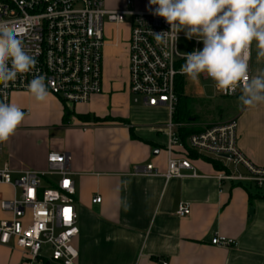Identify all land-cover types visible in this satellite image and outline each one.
<instances>
[{"label":"crops","instance_id":"1","mask_svg":"<svg viewBox=\"0 0 264 264\" xmlns=\"http://www.w3.org/2000/svg\"><path fill=\"white\" fill-rule=\"evenodd\" d=\"M127 1L105 4L108 10L120 11L126 10ZM130 1L140 9L135 11H144L145 3L149 9V0ZM124 25H114V39L106 40L102 93L88 104L68 105L52 95L44 102L26 93L13 96L12 103L31 114L17 135L4 142L0 167L6 164L16 177L25 169L45 170L52 152L69 157L79 215L80 234L74 241L78 264H264V186L219 181L221 173H235L231 163L213 159L218 170L176 147L173 156L189 159L201 178L135 175L137 168L148 165L166 173L173 118L166 107L133 101ZM262 72L264 58L257 60L253 42L251 76ZM226 107L228 120L216 123L235 119L240 152L264 169V104L243 107L230 101ZM196 119L192 126L203 130L209 125ZM238 170L248 175L244 167ZM96 197L100 204L93 203ZM181 204L191 206L190 216L176 215ZM216 236L233 239L237 246L215 247L211 240ZM0 264L30 263L25 251L0 245ZM37 264L52 263L46 256Z\"/></svg>","mask_w":264,"mask_h":264},{"label":"built area","instance_id":"2","mask_svg":"<svg viewBox=\"0 0 264 264\" xmlns=\"http://www.w3.org/2000/svg\"><path fill=\"white\" fill-rule=\"evenodd\" d=\"M131 5L132 1H127V6ZM126 18L131 20L129 82L133 101L150 108L166 107L173 118L178 105V80L185 76L180 69L185 61L178 51V40L175 47L171 42L165 46L158 44L152 34L167 32L170 26L151 11L108 10L105 0H0V20L20 27L24 49L37 61L31 72L19 75L6 88L0 86V102L12 103L15 94H31L28 82L42 75L50 95L68 105L88 104L103 89L104 23L120 26ZM189 41L190 52L203 48L195 38ZM201 79L212 81L205 74ZM215 92L225 98L240 95L239 89L231 95ZM22 110L25 117L30 116L29 109ZM180 127L172 122L168 125L166 173L162 175L148 165L137 168L136 176L201 178L189 159L173 156L174 148L185 149ZM187 146L201 158L233 165L235 173H221L219 181L264 186V169L255 167L238 148L235 119L204 127L188 138ZM3 153L4 143H0V163ZM240 166L247 176L240 173ZM73 176L69 157L56 152L48 155L47 168L42 171L25 169L14 177L6 164L0 167V245L25 251L30 264L41 263L46 256L52 264H78L74 241L80 230ZM101 201L96 197L93 203ZM191 212L190 205L181 204L176 215L184 218ZM211 244L220 248L237 246L235 240L217 236Z\"/></svg>","mask_w":264,"mask_h":264},{"label":"clouds","instance_id":"3","mask_svg":"<svg viewBox=\"0 0 264 264\" xmlns=\"http://www.w3.org/2000/svg\"><path fill=\"white\" fill-rule=\"evenodd\" d=\"M148 8L170 26L167 32L152 33L158 44L171 42L175 47L180 32L203 43L202 49L180 53L185 61L181 74L194 83L205 74L219 93L231 95L239 89L243 107L264 104V72L249 74L253 42L257 60L264 58V0H149ZM22 35L19 26L0 20V86L5 88L37 63L25 51ZM27 89L39 102L50 95L42 75L34 76ZM24 119L17 104L0 102V143L8 141Z\"/></svg>","mask_w":264,"mask_h":264},{"label":"rangeland","instance_id":"4","mask_svg":"<svg viewBox=\"0 0 264 264\" xmlns=\"http://www.w3.org/2000/svg\"><path fill=\"white\" fill-rule=\"evenodd\" d=\"M121 0H106L112 4L120 3ZM116 2V3H115ZM146 2V1H145ZM106 5V8L109 6ZM113 7V6H112ZM144 8L142 10L149 11L146 7V3L143 5ZM141 8V7H140ZM128 11H135L140 10L135 7V5L127 6L125 8ZM131 20L130 18H126L124 28L122 29L121 33L123 38L130 40V32L131 28H129ZM114 25L105 22L104 23V34L106 40H113L115 37V30ZM179 35L181 36L178 39V51L179 53H190V41L185 37L184 32H180ZM129 42V41H128ZM104 63V58H103ZM179 80L184 82V96L188 98V101H193L194 106L191 105L192 116L198 119L200 125H207L216 123L218 121L228 120L226 117L230 114L229 106L230 101H238L235 98H225L220 97L214 90L213 82L212 81H203L200 77L199 83H194L190 81L186 76L180 78ZM226 108V109H225ZM190 109V107H189ZM225 109L224 115H221V112ZM222 116V117H221ZM19 127V126H18ZM17 135V134H14ZM24 142H27L24 140ZM52 180L56 181L57 178H53Z\"/></svg>","mask_w":264,"mask_h":264},{"label":"trees","instance_id":"5","mask_svg":"<svg viewBox=\"0 0 264 264\" xmlns=\"http://www.w3.org/2000/svg\"><path fill=\"white\" fill-rule=\"evenodd\" d=\"M183 86H184V82L181 80H178V85H177V89H176V93L178 96V105H177L176 111L173 115V123L181 126L179 128L180 140H181L184 148L187 150V153H188V156L190 159H192V160L203 159L206 162H209L212 165H214V167L219 170L220 166L217 163L213 162L212 160H207V159L199 157L195 152L191 151L187 146L188 138L192 134L201 132L202 128L192 126L191 121L193 119H196L195 117L192 116V111H191V105H192L193 101H188V98L186 96H184ZM189 107H190V109H189ZM67 112L69 113V110H67ZM96 122H102V121L97 119Z\"/></svg>","mask_w":264,"mask_h":264}]
</instances>
